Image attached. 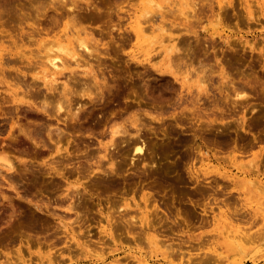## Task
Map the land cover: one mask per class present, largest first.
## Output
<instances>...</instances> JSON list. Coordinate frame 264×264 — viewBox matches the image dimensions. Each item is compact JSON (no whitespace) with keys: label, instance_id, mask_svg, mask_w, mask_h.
<instances>
[{"label":"rangeland","instance_id":"obj_1","mask_svg":"<svg viewBox=\"0 0 264 264\" xmlns=\"http://www.w3.org/2000/svg\"><path fill=\"white\" fill-rule=\"evenodd\" d=\"M229 1L232 4L229 5ZM218 2L228 4L229 8L228 15L222 14L224 18L220 21L215 20L210 9L213 6V13H216ZM73 4L75 16H67L66 10ZM146 10L151 11L152 18L166 30L156 37L146 32L136 38L130 17L140 16ZM249 11L253 18H249ZM263 13L257 0H0V35L3 37L0 38V146L8 149L14 160L31 161L37 170H44V165L58 158L54 152L49 153L47 147L59 145L67 148L75 165L93 169L99 155L104 153L100 144L109 142L113 126L125 125L128 134L116 135L117 147L109 148L121 176L108 178L114 181L113 190L103 189V185L100 190H93L90 180L99 177H79L83 186H79L77 197L80 198L76 203L83 205V210L78 209L83 211L81 219L87 215L97 221L100 218L98 210H123L129 203L130 214L139 213L137 216L143 217L142 211L155 209L164 220L165 226L158 229L155 223L156 230L149 231L151 237L159 234L162 240L141 238L138 242L125 237L116 245L108 241L103 244L102 238H98L100 226H106L105 221L95 224L94 219L95 222L87 223L91 224L92 238H86L90 243L87 242L85 250L91 254L102 252L103 264H264ZM181 15L189 17V21ZM52 19L56 21L54 27L50 23ZM31 28L41 30L32 32V39L28 37L33 31ZM190 29L193 32L187 31ZM55 33L57 38L64 35V40L63 36L60 40L72 45H78V38L85 39L95 50L93 57H85L89 62L87 68L91 69L87 75L94 77L87 79L90 83L84 89L71 78L68 81L73 74L79 79L86 78L77 73L73 65L64 71L66 77L64 74L57 76V84L68 81L75 92L70 114L63 113L59 122L23 104L16 109L10 102V94L15 91L18 98L24 97L39 105V98L25 93L32 89L30 73L33 71L27 69L19 54L31 55L33 60L42 58L44 50L39 41L46 43L54 39ZM160 36L174 37L180 48V55L172 53L170 67L178 77H187L183 87L181 78L176 81L157 71L164 69V62L142 61L150 42H156ZM80 50L78 48V52ZM11 53L19 54L10 56ZM33 54L42 56L33 57ZM203 68L208 76L200 78L206 86L199 89L197 79L204 73ZM81 90L85 96H79ZM214 117L216 121L212 122ZM12 119L17 127L21 124L22 128L37 132L41 143L29 141L17 130L8 138V124ZM134 119L140 128L138 131L130 124ZM137 137L144 140L148 150L151 149L146 156L154 152L150 155L152 158L146 160L134 156L132 165V155H122L117 149L127 147V141ZM92 155L94 158H90ZM102 161L108 165L106 160ZM146 165L157 169L144 173ZM19 169L22 166H18ZM189 172L194 177H189ZM77 178L32 177L30 174L0 177V250L7 248L6 244L16 248L22 239L24 255L29 257L27 238H40L39 241L42 243L43 239L44 242L41 230L44 226H30V220L22 219L25 215L34 214L32 220L39 224L46 218L53 223L49 212H55L66 215L65 220L73 223L77 214H67L57 201L64 196L67 181ZM151 217L156 219L157 215ZM174 220L178 226L173 225ZM72 225L74 232L84 233V227L79 228L78 223ZM167 243L171 246L169 249ZM41 246L33 244L31 248L34 264L39 263L37 249L42 253L49 250ZM59 248L51 251L58 255L62 250ZM81 252L79 248L71 254L62 251L60 261L65 262L63 264H95L83 258L85 251ZM206 254L217 259L213 261L208 257L211 255L205 257ZM70 256L73 261L69 260ZM197 256L212 261L201 262L202 258L198 260ZM76 258L80 262H76Z\"/></svg>","mask_w":264,"mask_h":264},{"label":"bare ground","instance_id":"obj_2","mask_svg":"<svg viewBox=\"0 0 264 264\" xmlns=\"http://www.w3.org/2000/svg\"><path fill=\"white\" fill-rule=\"evenodd\" d=\"M257 2L260 5V9L264 12V1L259 2V0H257ZM230 4H232L231 1H229V5ZM87 5L90 6L89 3ZM185 5H187V4H185ZM227 5L228 4H226V3L223 4L222 2H218V5H217L218 9H217L216 13H213V10H214L213 6H210L212 14H213V16H215V20L220 21L222 18H224V17H221V16H223L222 14L228 15L227 11L229 8L227 7ZM157 7L160 8L161 6L158 5ZM94 8H95V6H94ZM231 8H232L231 10H233V11L235 10V8L232 5H231ZM75 10H76L75 5L72 7H68V9L66 10L67 16L72 15V14H73V16H75L74 15ZM159 10H161V9H159ZM161 15H159L158 17H161ZM150 16H151V11L146 10L140 16L136 15V16L130 17V19H132V21L134 22V25H135L134 35L136 38L142 37L141 35L143 33L146 34V32H148L151 35V37L152 36L156 37L157 33L161 34L166 30L163 24L156 23V20H154V18H152L153 15L151 17ZM187 16L183 17L181 15V17H183L182 19H184L185 21H189V19H188L189 17H187ZM248 16H249V18H253V14L251 13V11L248 12ZM225 17H226V15H225ZM236 17H237V14H236ZM217 21H216V23H217ZM160 22H161V20H160ZM50 23H51L52 27L56 26V21H53V19ZM34 26H36V25L34 24ZM132 27H133V25H132ZM185 27H186V25H185ZM31 29L33 31H31V34L28 35V37L30 39L33 38L32 32L37 33V31L40 28H38V30L36 28H31ZM29 30H30V28H29ZM184 30L186 31V29H184ZM39 31H41V30H39ZM64 31H66V28ZM187 31L193 32L191 29L187 30ZM79 33L80 32H78V34ZM68 34H69V32H68ZM34 36H35V34H34ZM53 36H54V39L48 40L46 43L43 42V40L39 41L40 48L42 47V49L44 50L43 51L44 55L43 56L41 54H39V55L35 54V55L38 56L39 58H40V56H42V58H40V59L33 60L31 55L27 56L26 53L25 54L24 53H21V54L17 53V54H19L20 59H22L21 61L25 62V64L27 65V69L29 71H33L30 73V76L33 80V82L31 83L32 87H30V89L31 88L32 89L26 91L25 93H27V96H30V97H33L36 99L39 98L40 99L39 105H37L36 102H34L32 100L25 99L24 97L18 98L17 97L18 94L15 91H13L12 93L10 92L11 93L10 94V102L13 103V105L16 107V109L18 108L19 105L23 104V105L29 106L31 108H34L35 110H38L39 112L45 114L49 119H55L59 122L60 121L59 119L61 118V115L63 113L70 114V109H71L72 103L74 101V99H72V97L75 95V92H73V90L68 86V83H69L68 81H70V78L72 81L75 82V84H78L82 89H84L85 86L90 83L87 81V79L94 77V76H92V74L90 77H88V75H87L88 73H90L89 70H91V69L87 68L89 62L86 61L85 57L86 56H88L89 58L93 57V55H94L93 53L95 52V50H94V48L89 47V45L85 39H82V38L77 39L75 37L73 39H75V40L77 39L76 43L78 45H72L71 42L64 43L62 40H60L59 37L63 36L62 37V39H63L64 35L59 36L57 38L56 37L57 35L55 33V34H53ZM1 37L2 36L0 35V38ZM220 37L222 38V36H220ZM70 39H68V40H70ZM73 39H72V41H74ZM224 41H226V39H224ZM78 48L81 49L80 51L83 52L84 54H82L81 52H78ZM250 50L253 51L254 48L251 46ZM143 53H144L143 55L146 57L142 61L145 60L147 63H151L152 61L154 62V59L155 60L157 59L158 60L157 62L162 61L165 63V66H163L164 69L160 68L157 71H159L163 74H168V75L172 76L176 81L180 80L181 77H178L177 76L178 74L176 73V71H174L170 67V62L172 63V61H173V60L171 61L172 53H175L176 55L181 54L180 48L178 47L177 43L175 42L174 37L169 36L166 38L164 36H160V38L156 42L151 41L149 44V48L146 51H144ZM17 54L11 53L10 56H17ZM85 54H87V55H85ZM35 55L33 57H36ZM83 55H85V56H83ZM5 56H7V55H5ZM16 59H19V58H15L14 60H16ZM1 60H2V56L0 55V65H2ZM4 60H5V58H4ZM14 60H13V62H15ZM11 61H12V59H11ZM153 62H152V64H153ZM69 65H73V68H77L78 69L77 73H80L81 75H83L86 78L84 80L79 79L78 77H76L77 74L76 75L73 74L74 76H72V77L69 75V77H68L69 80L67 82L63 81L62 84H60V85L57 84V80H58L57 76L64 74V76L66 77L67 75L65 74L64 71L69 69ZM201 67H204V65H201ZM203 69H205V68H203ZM16 70L19 71V68H17ZM221 73L223 75H225L224 69L222 67H221ZM206 74H207V70L205 69L202 76L199 75V77L197 79V81H198L197 86L199 89H203L206 86V84H203L200 80V78L205 79L206 76H208ZM23 75H25V73H23ZM181 79L182 80H180V84H181V87H183V85L187 81V77H182ZM188 80H189V78H188ZM60 87H61V89H60ZM187 89H189V87H187ZM219 91H221V90H219ZM78 94H76V95H78ZM79 96H81V97L85 96V94H83V90H81ZM87 96H90V95L87 94ZM228 97H227V100L229 99ZM196 99H197V97H196ZM230 102H232V101H230ZM230 102H228V103H230ZM233 103L236 104V102H234V100H233ZM212 106H213V104H212ZM216 106H217V104H216ZM77 114H78V112H77ZM77 114H76V116H77ZM2 115H4V114L2 113ZM65 119L67 120V117ZM135 119H137V118H135ZM135 119L130 120L131 122L130 121L129 122H130V124L134 125L135 130L138 131V130H140V128H138V125H135V122H136ZM47 121H49V120H47ZM214 121H216L215 117L212 120V122H214ZM16 123L17 122L14 121V119H12L10 124H8L9 125L8 126V132H7L8 138L12 137L14 130H17L19 133L23 134V136L25 138H27L29 141H32L35 143H41L40 137L38 135H36L37 132L30 131L29 128H22L20 126L21 124H19L17 127ZM47 123L51 124L49 122H47ZM115 123H117V122H115ZM117 124H115V125H117ZM247 125H248V123H247ZM211 126H213V124L210 125V127ZM113 127L114 128H112L111 131L109 132V135H110L109 142L100 144L104 153L99 155V160L97 161V163L95 165L96 167L93 169H86L85 167H82L80 165H75V162H73L71 160V157H72L71 153L67 150V148L62 149L61 146H59V145H56L54 148L47 147V151L49 153L54 152L55 156L58 158L57 159L53 158L52 162L48 163L47 165L43 164L44 166L42 168L44 170H37L34 167L33 162H31V161H28V162L22 161V160H18V158H17V160H14L13 158H11V155L9 154V150L3 146H0V177H24L26 174H30L32 177H45V175L47 177H62V178L72 177V176L78 177L77 180H75V181H67V189L64 192V196H62V197L60 196V198L57 201L58 203L62 204V206H64V210L66 211L67 214H72V212H75L77 214V217H74L76 221L73 219V223L67 222L65 220V219H67L66 215H60V214L55 213V212H49L51 220L54 224L47 222L48 218H46L44 223L39 224V223H36L32 220L35 218L34 214L31 213V214L25 215L24 217H22V219L23 220H30L29 221L30 226H35V227L39 226L40 228L42 226H44L43 228H41V230L43 231V234H44V242L42 239V243H44V245L39 241L40 238L39 239L38 238H35V239L27 238L25 244H26V249L29 251V257H26L25 256L26 253L24 255L25 250L23 251L22 239L20 240L19 246H17L16 248L12 247V248H14L13 250H12V248H9V246H7V244H6L4 246H6L8 248V250H7V248H5L4 250H0V264H34V262L32 260V258H33L32 255L34 253L31 251L33 244L34 245L36 244L38 247H40L42 245L41 249L43 246H46L49 249L47 253H42L40 251V249H37V252H36L37 257L36 258L38 259L39 263H35V264H63L65 262L61 263V261H60L62 251H67L68 254H71V253H73V251L77 250V248L82 250V252L85 251V255L83 254V258H87L88 262L92 263V261H93V263H95V264H103L104 263L105 257L103 258L102 252L91 254L88 250H85V247L88 246V244L90 243V241H87L88 239H86V238L87 237L90 238V236L92 235L91 230H90L91 228L89 229V226H91V224H87V223H90L92 220L94 221L95 218H93V217L89 218V216L85 215L86 214L85 213L84 214L85 217H83V219H81L82 218L81 216L83 215V214L81 215V213H83V211L79 212L78 209L81 207L80 209L83 210L82 209L83 205H82V203L80 204V202L76 203V201L79 200V198H80V197L79 198L77 197L78 195H80L79 186H83V182H80L79 177H88V178L99 177V178H94V179L90 180L91 183H89V184H90V186H92L94 188V189L92 188L93 190H100L101 185H103V187H102L103 189L112 188L114 186V183H113L114 181L111 179H108V178L109 177H115V178L121 177L120 173L118 172V167H116L114 165V162H113L114 153H113V151L112 152L109 151V148L117 144V142L115 140V139H117L116 135H119V134L126 135V134H128V129L125 125H121V124H120V126L118 124V126H113ZM49 135H50V133H49ZM255 138H257V137H255ZM120 141H122V140H120ZM235 142H237V141H235ZM127 143H128L127 147L121 146L117 149V152H120V154L125 155V156H127L128 154H131L132 155V158H131L132 159V162H131L132 165H133L134 156H140L142 159H145V160L147 159V157L152 158V156L150 157V155H152V151L154 152V150L151 151V154L149 153L150 154L149 156L148 155L146 156L148 149L146 148V146L144 144L145 142L142 138L137 137V139L130 141V142L127 141ZM58 144H59V141H58ZM117 145L115 147H117ZM236 147H237V145H236ZM150 150L151 149H149L148 152ZM19 152H21V151H19ZM63 153H66V155L63 156L62 155ZM93 155H95V153ZM93 155L90 158H94ZM60 157L64 158V160L61 159ZM102 160H106V162H108V165L105 166ZM18 166L19 167L22 166V169L18 170ZM144 167H146L143 171L144 173L150 169L151 170L157 169L156 166H152V165H150V166L146 165ZM147 167H149V169H147ZM189 177H194V174L191 172L189 174ZM250 184L252 185V182ZM56 187H59L58 184ZM56 187L54 186V189ZM83 188L85 189L86 187H83ZM89 190H91V187L89 188ZM112 190H113V188H112ZM92 193H94V192L92 191ZM90 195H92V194H90ZM147 200H148V198L146 199V201ZM134 205L136 206L138 204H134ZM125 207H126V209H123V210L117 209L116 211H114L113 209H110L107 212H102V211L98 210V214L100 215V218L97 221H99V222L105 221V223H106V226L101 225L100 229H99L100 230L99 231L100 237H98V238L100 240L102 238L101 243L105 244V242L108 241V242H111L112 244L116 245L117 243L122 241V239L125 237L127 238L128 241L131 240V241H138V242H139V239H141V238H143V239H154V240L158 239L157 241L162 240V239H160L161 235H159V234L156 236L152 235V237H151L150 233H149L150 229L156 230V224H158V226H157V227H159L158 229H160V227L165 226V225H163V224H165L164 220H162L160 218V216H158V213L155 211V209L147 210V211L144 210L145 212L142 211L144 216L140 217V216H137L139 213H137L136 216L133 214H130V204L129 203H127ZM158 210L159 209H157V211ZM84 212H86V211H84ZM153 214L157 215V218H156L157 220L154 217H151V216H153ZM78 219H80V220L78 221ZM183 219H185V218L183 217ZM95 221H96V219H95ZM97 221L95 222V224L97 223ZM74 223H78L79 228L84 227V229H85V231H83L84 233L77 234L76 232H74L75 227L72 225ZM187 223H188V221H187ZM174 224H176L177 226L179 225V223L176 220H174L173 225ZM182 224H183V222H182ZM189 225H190V223H189ZM136 228H138V231H136ZM166 228L170 229V227H168V226ZM158 231L160 232V230H158ZM21 232H22V234L25 233V231L23 229L21 230ZM42 238H43V236H42ZM83 238H85L86 240H80ZM91 238H92V236H91ZM241 238L243 239V237H241ZM203 241H204V238H203ZM87 242H89V243L87 244ZM162 242H159V243H162ZM165 242L166 241H164V243ZM12 243H14V241ZM91 243H93V242H91ZM247 243H249V241ZM167 244H168L167 247L169 249V247H171V246L169 243H167ZM174 244H175V242H174ZM194 244L197 245V243H194ZM171 245H173V243H171ZM177 245L179 246L178 243H177ZM191 245L193 248V244H191ZM58 246H60L61 248H59V249H62V250H61V252L58 253V255H55L56 252L53 253L51 251V249L54 248V250H55V247H58ZM74 246H75V248H74ZM189 247L191 249L190 245H188V248ZM240 251H241V249H240ZM82 252H81V254H82ZM171 254H173L172 251H171ZM182 254H183V252H182ZM199 254H203V253H199ZM207 255H211V254H206V256L205 255L204 256L207 257ZM188 256H189V254H188ZM208 257L213 258L212 255L208 256ZM195 258H198V256ZM195 258H192V259H195ZM200 258H202V260H200L201 262L203 260H205L204 262H207V260H209V263H211V261H212V259L203 258V256ZM200 258H198V260ZM215 259H217V258L216 257L213 258V261H215ZM69 260L73 261L74 259L70 256ZM87 260L83 259V261H87ZM75 261L80 262V259L76 258ZM216 261H218V260H216ZM212 263H214V262H212ZM144 264H148V263L146 262Z\"/></svg>","mask_w":264,"mask_h":264}]
</instances>
